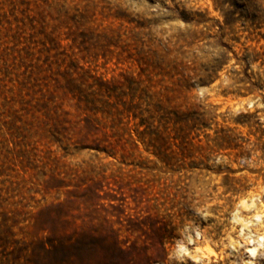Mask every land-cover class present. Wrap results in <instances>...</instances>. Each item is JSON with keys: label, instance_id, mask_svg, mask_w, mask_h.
I'll list each match as a JSON object with an SVG mask.
<instances>
[{"label": "rangeland", "instance_id": "obj_1", "mask_svg": "<svg viewBox=\"0 0 264 264\" xmlns=\"http://www.w3.org/2000/svg\"><path fill=\"white\" fill-rule=\"evenodd\" d=\"M137 22L138 50L159 54L166 45L198 76L218 68L214 80L196 76L172 93L169 77L148 70L133 92L122 76L136 78L139 68L126 54L116 57L120 48L106 51L92 34L86 50L71 46L90 29L123 23L122 35ZM51 33L56 47L45 39ZM120 40L112 42L124 46ZM26 47L34 54L27 66L48 55L52 72L72 64L79 74L118 80L110 101L136 108L122 115L123 139L106 151L113 155L37 146L58 161L24 173L12 160L18 139L2 106L10 84L0 86V264H264V0H0V85ZM145 85L152 86L146 95ZM64 109L73 120L96 118L111 133L112 117ZM53 170L60 187L45 184ZM56 202L73 214L67 226L43 214L33 224ZM75 235L78 242H67Z\"/></svg>", "mask_w": 264, "mask_h": 264}, {"label": "trees", "instance_id": "obj_2", "mask_svg": "<svg viewBox=\"0 0 264 264\" xmlns=\"http://www.w3.org/2000/svg\"><path fill=\"white\" fill-rule=\"evenodd\" d=\"M92 12L93 10L91 7V14ZM123 15L124 14L120 15L113 12L109 14V17L130 24L131 21ZM32 20V17L29 18V23L32 24ZM122 24L120 23L116 29L111 27L103 29L100 33L95 30L91 32L90 29L87 33L80 34L78 42L72 39L71 46L77 45L76 48H78V50H86V45L91 46L92 34L95 38L102 37L104 39L106 43L104 48H106V51H110L109 47H115V49L120 48L121 51L116 54V57L120 59L122 54H126V59H132L139 68V73L136 78L127 75L122 76L126 82V89L128 90H135L133 88L131 89V86H135V88L141 86L143 83L140 79L141 75L148 70L152 72L158 69L161 75L169 77V79L172 80V84L171 87L166 90H170L172 93H179L180 89L187 88L189 81L196 76L198 77L199 83H204V81L210 83L214 80L215 74L219 71L218 68H215L210 71H205L198 76V74H196L198 73L197 70L186 66L182 54L178 50L172 52V49L168 48L166 45L162 47V53L159 54L155 50H149L148 52L138 50V37L140 33H136L135 31L141 28V23L137 22L132 29L126 27L124 30L125 33L121 35L119 34V30ZM194 24L197 26L200 22L196 20ZM122 36L125 37L124 42L126 43L124 46H119L117 42L115 44L112 42L115 40L121 41L120 39ZM19 39L20 36H17L15 38L16 42ZM45 39L52 47L58 46L57 42H55V38H53V33L46 35ZM45 41L41 42L43 46H45ZM131 46L132 49L135 50V53L131 52L129 48ZM21 50V54L20 51H18L16 56H12V61H16L15 64H13L15 67L14 72H3L5 74L4 77H7V79H3V84L0 85L4 88L7 83L10 84L8 88L10 98L6 100V97L3 96L4 101L2 106L9 107L7 112L10 117L7 123L8 129L12 132L11 134L13 136L15 135V139H18L13 143L14 151L12 153V160L14 164H17L25 173L26 167L31 166L33 169L40 163V167L43 168L49 165V162L58 161V159H50L47 155L50 151L38 150L37 146L49 148L53 145L61 147L63 144H73L78 150L93 149L98 153L105 151L104 153H106V155H113L106 151H113L111 149L120 144L123 139L125 130L118 129V126L121 124L122 115L136 108L132 106L131 101L127 103L119 102L120 99H118V97L115 98L118 102L110 101L120 81H115L113 79L106 81L97 77L91 78L88 71H83V73L79 74L77 68L72 64L60 71V65L56 64L57 60L54 63V65L56 64V69L52 72L51 63L47 64L50 58L48 55L44 57L45 59L41 64H38V61H40L38 56L35 59V64H29L27 66L25 61L34 54L29 52V47L22 48ZM45 50L49 52L48 48ZM148 53L151 54L150 57H148ZM172 53L174 56L172 59L168 60L167 58ZM152 56L159 58V62H153ZM56 58L58 57L55 56V59ZM45 64L46 68L43 69ZM21 68L23 70L19 71ZM42 72H49L50 74L46 75V73ZM74 74L77 76L74 77ZM149 74H146V78H150ZM10 75L12 77H10ZM149 87L152 86H143L141 92L146 95L149 92ZM2 93L3 92H1V95H3ZM170 99L169 97L166 100ZM66 103L67 106L75 110L74 114L79 111L92 112V114L100 112L105 117H112L110 126L111 133L108 134L106 131L102 130L103 128L99 126V120L92 116L73 120L70 117L72 114L64 109ZM96 104L99 106H95ZM118 104L121 105V109H118ZM14 105H16L17 108H13L12 106ZM76 117H78V115ZM110 138H113V140H110ZM125 141L127 142V140ZM28 147H30V149H27ZM38 151L41 155L38 154ZM61 182L63 183L59 178V174L53 170L50 172L49 180H47V182L45 181V184L54 183V185H57L58 183V186L54 187H60L59 184ZM64 204V202H56L45 205L34 215L33 224H38L40 220L38 218L43 214L48 218L49 224H56L60 228L67 226L69 221L66 218L72 219L73 214H65ZM52 215H54V217H51ZM47 230L48 228H43L42 232ZM49 242L58 241L50 239ZM67 242H78V239L76 235L71 236ZM70 244L72 245L73 243ZM51 248L55 249L56 247L51 245Z\"/></svg>", "mask_w": 264, "mask_h": 264}, {"label": "bare ground", "instance_id": "obj_3", "mask_svg": "<svg viewBox=\"0 0 264 264\" xmlns=\"http://www.w3.org/2000/svg\"><path fill=\"white\" fill-rule=\"evenodd\" d=\"M251 252H253V251H251Z\"/></svg>", "mask_w": 264, "mask_h": 264}]
</instances>
